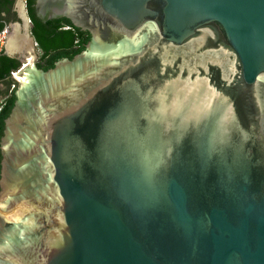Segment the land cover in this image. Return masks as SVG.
I'll use <instances>...</instances> for the list:
<instances>
[{
	"label": "water",
	"instance_id": "1",
	"mask_svg": "<svg viewBox=\"0 0 264 264\" xmlns=\"http://www.w3.org/2000/svg\"><path fill=\"white\" fill-rule=\"evenodd\" d=\"M34 9L91 39L48 72L4 53L29 64L0 146V264H264V0Z\"/></svg>",
	"mask_w": 264,
	"mask_h": 264
},
{
	"label": "trees",
	"instance_id": "2",
	"mask_svg": "<svg viewBox=\"0 0 264 264\" xmlns=\"http://www.w3.org/2000/svg\"><path fill=\"white\" fill-rule=\"evenodd\" d=\"M15 3L16 0H0V32L16 21L13 13ZM26 3L28 17L32 24L31 34L40 55L36 64L38 70L48 72L54 69L57 63L64 60L72 61L86 50L91 39L87 32L75 28L67 19L51 20L43 23L35 14V0H26ZM20 67L21 64L18 60L3 53L0 57V83H11V73L17 71ZM3 96L5 104L0 112V146L5 135L6 120L11 115L17 102L15 91ZM2 157L0 150V179Z\"/></svg>",
	"mask_w": 264,
	"mask_h": 264
},
{
	"label": "crops",
	"instance_id": "3",
	"mask_svg": "<svg viewBox=\"0 0 264 264\" xmlns=\"http://www.w3.org/2000/svg\"><path fill=\"white\" fill-rule=\"evenodd\" d=\"M13 12L15 14H17L19 18L22 17V18H25L27 20V18L25 16V9H24V2L23 1H19V3H17V1H16L15 6L13 8ZM10 30H11V34L10 35H12V27L11 26H10ZM29 32H30V25H29V23H27V29H26L25 38H23V39L20 38V37L19 38L23 40V42H24L25 45H27V46L29 45V46H31L33 48V43L30 44V42H28V41L31 40V38L29 36ZM27 46H24L23 45V48H22V52L21 53H19L20 51L19 52L18 51H13L12 52V56L13 57H16V58H22V60L25 62V60L27 59V56L25 57L23 54H24V52L26 50L31 49V47H27ZM6 51H8L7 50V44H6V47H5V52ZM29 56H32V55H29ZM14 86H15V88L13 89ZM16 89H17V83H15L12 80H11V83H9V84L8 83H0V104L5 100L4 99V96H3L4 94L5 95H9L13 91H15Z\"/></svg>",
	"mask_w": 264,
	"mask_h": 264
},
{
	"label": "rangeland",
	"instance_id": "4",
	"mask_svg": "<svg viewBox=\"0 0 264 264\" xmlns=\"http://www.w3.org/2000/svg\"><path fill=\"white\" fill-rule=\"evenodd\" d=\"M16 1H17V3H19V1H23V0H16ZM10 26L12 27V34L15 33L18 38L19 37L22 38V39L25 38L26 29H27V23L21 25L19 22H16V23H14V24H12ZM23 55L25 57L26 56L28 57L29 55H32L33 56V57H31V58H33V62H32V64H29V66H31V65H33V66L35 65L36 66V64H37V62L39 60V57H40L39 51H38L37 48L36 49L35 48L34 49L31 48L29 50H26ZM18 86L20 87V85H17V88H18Z\"/></svg>",
	"mask_w": 264,
	"mask_h": 264
},
{
	"label": "built area",
	"instance_id": "5",
	"mask_svg": "<svg viewBox=\"0 0 264 264\" xmlns=\"http://www.w3.org/2000/svg\"><path fill=\"white\" fill-rule=\"evenodd\" d=\"M23 2L25 3L26 0H23ZM65 29H67V28H65ZM10 34H11L10 27H6L5 29H3L0 32V57L5 52V47H6L8 40H9ZM28 64L29 63L21 64V67L17 71L11 73V77L13 78L14 76L18 75L23 70H25L27 68ZM14 88H15V86L13 87V89ZM4 104H5L4 102H2L0 104V112H1L2 108L4 107Z\"/></svg>",
	"mask_w": 264,
	"mask_h": 264
},
{
	"label": "bare ground",
	"instance_id": "6",
	"mask_svg": "<svg viewBox=\"0 0 264 264\" xmlns=\"http://www.w3.org/2000/svg\"><path fill=\"white\" fill-rule=\"evenodd\" d=\"M28 42H30V41H28ZM23 45L27 46V45L24 44L23 40L19 39L17 37V35L14 33V34L10 35V37H9V40L7 42V50L11 54H12L13 51H18V52L20 51L19 53H21ZM27 47H31V46L28 45ZM31 57H33V56L27 57V59L28 60L30 59V62H33V58H31Z\"/></svg>",
	"mask_w": 264,
	"mask_h": 264
},
{
	"label": "flooded vegetation",
	"instance_id": "7",
	"mask_svg": "<svg viewBox=\"0 0 264 264\" xmlns=\"http://www.w3.org/2000/svg\"><path fill=\"white\" fill-rule=\"evenodd\" d=\"M13 13H14V12H13ZM14 15H15L16 21L13 22L12 24H14V23H16V22H19L21 25H23V24L25 23V20H24L25 18H22V17L19 18L18 15L15 14V13H14ZM12 24H11V25H12ZM9 27H10V26H9Z\"/></svg>",
	"mask_w": 264,
	"mask_h": 264
}]
</instances>
